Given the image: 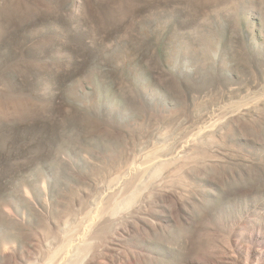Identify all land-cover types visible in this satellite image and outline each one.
I'll return each instance as SVG.
<instances>
[{
  "label": "rangeland",
  "instance_id": "rangeland-1",
  "mask_svg": "<svg viewBox=\"0 0 264 264\" xmlns=\"http://www.w3.org/2000/svg\"><path fill=\"white\" fill-rule=\"evenodd\" d=\"M240 231H264V0H0V264H222Z\"/></svg>",
  "mask_w": 264,
  "mask_h": 264
},
{
  "label": "bare ground",
  "instance_id": "bare-ground-1",
  "mask_svg": "<svg viewBox=\"0 0 264 264\" xmlns=\"http://www.w3.org/2000/svg\"><path fill=\"white\" fill-rule=\"evenodd\" d=\"M182 165V164H181ZM165 174V173H164ZM166 175V174H165ZM167 176V175H166ZM164 182V181H163ZM155 183V182H154ZM158 184V183H157ZM159 192V191H158ZM166 192V191H165ZM142 205V204H141ZM112 207V206H111ZM123 207H125V206H123ZM119 208V209H117L116 211L113 209V208H109V207H106V208H104L105 210H103L102 209V212H104V213H113V217L112 218H109V219H107V220H105L104 221V224H109L110 226H112V228H115L114 230H116V228L117 227H120L119 225L121 224V223H123V222H128V221H133V219L132 218H137L138 220H141V219H144L145 217L143 216V214L141 215V207L139 208V206H136L135 204L133 205V204H131L130 205V207L129 206H126V207H128V208ZM114 210V211H113ZM101 211H100V214L102 213ZM100 216H102V215H99V220L101 221L102 220V217H101V219H100ZM103 216H104V214H103ZM109 217H111L110 215H108ZM98 217V216H97ZM106 217H107V215H106ZM136 219V220H137ZM95 220H97V218L95 219ZM98 221V220H97ZM146 221V220H145ZM96 223V222H95ZM99 223V222H98ZM97 223V224H98ZM101 223V222H100ZM130 224V223H129ZM242 224V223H241ZM89 225H90V223H89ZM127 225V224H126ZM122 226H124V224L122 225ZM237 226H239V225H237ZM246 227H247V225H245ZM101 227V226H100ZM75 228V227H74ZM101 229V228H100ZM107 230H108V232L111 230H109L108 228H106ZM120 229V228H119ZM240 229V228H239ZM251 229V228H250ZM87 230V229H86ZM89 230V229H88ZM103 230V229H102ZM113 230V232H115ZM104 231V230H103ZM103 231H101L99 234H101V233H103ZM117 231H118V228H117ZM246 231V230H245ZM253 231V230H252ZM259 231H261V230H259ZM87 232V231H86ZM91 232V231H90ZM107 231H105L104 233H106ZM112 232V233H113ZM264 232V231H263ZM263 232L261 233V232H256V233H252L251 232V234H249L248 236H247V238L245 237V235H243V232L241 233V231L240 232H238L237 233V235H238V238L237 239H235L233 242H231L232 244L231 245H225L226 246V250H224L225 251V253H223L224 254V260H222L223 261V263L222 264H264V235H263ZM245 233V232H244ZM250 233V232H249ZM99 234L98 235H95V236H93V237H96L97 236V238L98 237H101V236H99ZM110 234V233H109ZM115 234V233H114ZM117 234V233H116ZM89 235V234H88ZM101 235H103L102 237H105L106 235L105 234H101ZM108 236V235H107ZM107 236L105 237V238H103V239H105V241L107 240ZM118 236V235H117ZM110 237H111V235H110ZM97 238H94V241H93V243L94 244H92L94 247H95V245H96V243H98L99 244V240L97 239ZM108 238H109V236H108ZM79 239H81V238H79ZM85 239V238H84ZM98 240V242H96L97 240ZM100 239V238H99ZM102 239V238H101ZM112 239V238H111ZM110 239V240H111ZM116 239V238H115ZM246 239V240H245ZM86 240V239H85ZM85 240H82V241H85ZM88 240V239H87ZM86 240V241H87ZM91 240V239H90ZM96 240V241H95ZM109 240V241H110ZM113 240H114V238H113ZM112 240V241H113ZM101 241V240H100ZM103 241V240H102ZM108 241V242H109ZM55 242V241H54ZM89 242V244L91 245V241H88ZM104 242V241H103ZM107 242V244H109ZM83 243V242H82ZM88 244V243H87ZM86 243L84 244H81V245H87ZM88 244V245H89ZM106 244V243H105ZM80 244H79V247H82ZM75 246V245H74ZM78 246V245H77ZM93 246L92 247H88L87 246V248L89 249V248H92L93 249ZM229 246V247H228ZM110 247V246H109ZM100 248V247H99ZM105 248V247H104ZM225 248V247H224ZM76 249V248H75ZM82 250H84L83 248H81ZM88 249H85V251L87 250L88 251ZM107 249V248H106ZM90 251H91V249H89ZM69 251H71V249L69 250ZM85 252L86 254L87 253H90V252ZM104 251V250H103ZM223 251V252H224ZM81 252V251H80ZM92 252H94V250H92ZM101 252V251H100ZM99 252V253H100ZM71 255H72V253H70ZM58 255V254H57ZM96 255V254H95ZM97 255H99V254H97ZM74 256H75V254H74ZM102 256H103V254H102ZM223 256V255H222ZM73 258V257H72ZM76 258V257H75ZM84 258V257H83ZM47 259V258H46ZM96 259V258H95ZM102 259H103V257H102ZM70 260H71V258H70ZM54 261V260H53ZM74 261V260H73ZM96 261V260H95ZM100 260L98 259V262H99ZM104 261V260H103ZM77 262V261H76ZM97 262V263H98ZM74 263V262H73ZM103 263V262H102ZM64 264V263H63ZM72 264V263H71ZM82 264H94V258H93V254L92 255H87V258L85 257V259H84V263H82ZM98 264H100V263H98ZM221 264V263H220Z\"/></svg>",
  "mask_w": 264,
  "mask_h": 264
}]
</instances>
